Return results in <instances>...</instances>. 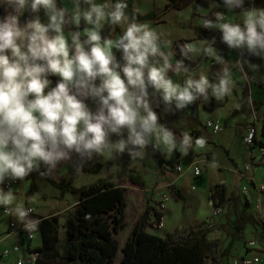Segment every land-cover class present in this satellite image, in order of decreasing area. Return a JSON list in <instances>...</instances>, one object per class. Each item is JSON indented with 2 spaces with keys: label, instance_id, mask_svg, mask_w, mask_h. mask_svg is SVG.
<instances>
[{
  "label": "clouds",
  "instance_id": "clouds-1",
  "mask_svg": "<svg viewBox=\"0 0 264 264\" xmlns=\"http://www.w3.org/2000/svg\"><path fill=\"white\" fill-rule=\"evenodd\" d=\"M3 3L11 11L0 17V185L6 180L24 181L33 172L50 177L62 162H70L79 173L95 157L121 155L125 150L134 160L150 144L173 151L175 137L158 122L154 110L157 95L165 111H171L173 102L182 109L199 95L207 100L209 89L217 99L231 90L229 68L221 69L218 83H210L206 76L188 78L183 60L173 66L170 55L161 50L159 34L147 23H137L126 15L125 0L114 4L73 0L70 17L56 0ZM223 5L231 11L243 9L242 22H225V14L214 11L203 26L218 29L220 42L229 49H246L248 55L264 59V9H244V0H223ZM209 7L219 5L209 0ZM28 9L37 15L21 24ZM41 9L47 23L41 22ZM81 20L88 25L83 32L71 30L73 25L79 29ZM121 24L127 26L119 37L111 38V33L102 37L106 25ZM202 43L206 45L204 56L214 55L217 64L225 63L214 40ZM191 48L181 45L179 54L186 58ZM113 49L122 52L120 60ZM239 63L257 69L249 61ZM170 71L185 73L182 87L173 83ZM50 76L60 78L55 87H51ZM89 100L94 109L86 103ZM112 134L117 137L114 142ZM189 142L185 133L180 146L185 153L184 145ZM195 143L203 148L206 141L201 137ZM15 199L11 188L7 192L0 188L5 214H15L26 230L35 231L39 221L24 219L30 209L8 207Z\"/></svg>",
  "mask_w": 264,
  "mask_h": 264
},
{
  "label": "crops",
  "instance_id": "crops-1",
  "mask_svg": "<svg viewBox=\"0 0 264 264\" xmlns=\"http://www.w3.org/2000/svg\"><path fill=\"white\" fill-rule=\"evenodd\" d=\"M100 2L104 3L105 0H100ZM125 2L132 4V9L136 14L142 16L151 13L156 14L154 19L136 21L137 23L149 21L154 26L171 24V26L185 29V34L174 38L172 42L168 43V46H165L166 42L160 37V44L161 50L167 51L170 55L173 66L176 65L179 56L178 44L186 42L192 45L191 59L187 66L188 78L198 80L201 76H206L210 83H218L223 76L221 69L229 68L231 70V90L221 99H217L212 94V90L209 89L207 100L203 95H199L195 101L186 104L182 109H177L175 102H173L171 111H165L166 106L160 101L159 97H156L154 110L158 115V122L173 133L177 147L173 151H169L165 147L167 151L172 152L173 157H167L161 150L162 146L161 148H155L167 162L164 165L160 163L150 149L145 148L146 151L143 150L145 157L149 159V166L157 169L162 184L160 187L149 188L147 181H143L140 176H136L143 186L132 182L142 189V194L135 196L133 204H131L127 189L124 188L127 191L128 198L125 223L128 220L127 213L132 211V225L135 223L136 226L142 215L149 209L152 224L148 232L151 234L164 238L183 227L197 224L210 231L209 240H219L221 242V251H226V257L224 258H228L229 264H233L235 259L245 255H257L264 258V221L261 219L262 211H264V154L260 151V147L264 146V59L248 55L246 49L243 51L229 49L227 45L220 42L222 33L218 29H206L200 21L201 17L212 19L213 12L220 11L225 14V22L241 23L243 9L227 10L223 4L213 0L211 2L219 5L216 9L209 7V0H191L182 8L169 7L170 2L168 0H125ZM111 3H116V0H111ZM250 7L264 9V0H244V9ZM27 11L25 10L24 14ZM163 15L167 17V20L162 18V21H158V18ZM126 26V24L115 25V28L122 34ZM241 26L243 27V24ZM217 32L220 34L212 38L214 33ZM206 40L215 41L214 47L225 59L223 65L216 63L214 55H203L202 49L206 45L202 42ZM119 53L117 51L114 54L117 56ZM242 61H249L251 64L256 65L257 69H251L247 64L240 65L239 62ZM216 73H220V76L214 75ZM168 76L174 84L181 87L185 83L186 75L182 71H170ZM92 103L91 100L87 103L90 108H94ZM193 110H197L205 118L200 119L195 126L184 130H181L178 125L172 126L167 119L162 118L163 113L170 112L172 113V120H176L175 115L179 121L181 119L179 114L192 115ZM189 120L181 122L184 121L181 119L180 124L189 122ZM208 120H220L223 131L217 134L211 129H205L204 123ZM250 127H255L257 140V143L251 147L244 143V138L248 135ZM125 133L127 132L125 131ZM185 133L188 134L190 140L188 145H184L187 153L180 149ZM201 137L206 141L203 148L195 143ZM149 146L153 147L151 144ZM94 159L95 162L100 161L104 167L102 156H97ZM248 164L252 165L250 170L245 169ZM194 165L201 167L202 173L200 176H195L192 170ZM176 166H181L185 172L183 174L178 173L175 171ZM171 172H174L176 176L171 175ZM100 173L96 175L100 176ZM45 179L47 180V178H41L38 173L33 172L26 178V189L21 190L20 194L16 190L14 196L22 195L26 199L31 195L39 196L42 190L39 187L40 185L37 184L38 181L44 187L53 186L50 182L49 185L48 180ZM100 179L105 178H99L96 182ZM187 179L191 180L190 184L187 183ZM33 183L37 185L34 194L31 192ZM216 185H224L226 189V203L223 205L222 214L219 216L212 215L218 202L215 195ZM242 187L248 188L249 195L247 197L241 194ZM0 188H2L1 185ZM53 188H55L52 189L54 198L60 201L68 200L66 195H62L61 190L54 186ZM165 193L170 195L171 200L162 215L165 222L163 234L158 235L154 232V230H159L155 225L157 221L156 202ZM75 201L76 203L72 204V200H69L60 211L73 209L77 204L76 198ZM146 203L149 206L151 205L152 208L146 206ZM8 205L10 208L14 207L12 203ZM3 207L5 206L0 205V264H17L20 256L13 254L9 258H5L3 252L5 249L12 248L15 244H21L23 248L27 246L26 235L14 232L24 223L20 220L15 222L14 214H4ZM52 214L59 215L56 210L52 209L47 210L44 215L36 214L35 218L28 219L39 221L37 228L33 231L34 239L30 242L31 248L39 249L43 246V236L39 229L40 223L43 217ZM236 219H239V228H244L245 244L239 239L236 232ZM25 221L27 220L25 219ZM63 229L64 238L61 239L59 235L62 241L66 238L64 226ZM252 241L258 244L257 248H249V243ZM240 245L244 251L238 254L236 250ZM234 252L237 254H233ZM223 259L220 264H222Z\"/></svg>",
  "mask_w": 264,
  "mask_h": 264
},
{
  "label": "trees",
  "instance_id": "trees-1",
  "mask_svg": "<svg viewBox=\"0 0 264 264\" xmlns=\"http://www.w3.org/2000/svg\"><path fill=\"white\" fill-rule=\"evenodd\" d=\"M168 1L170 2L169 7L182 8L191 0ZM213 1L223 4V0ZM126 3L128 5L125 10L126 15L134 18L135 21L156 17L154 13L143 16L136 14L132 9V4ZM8 13L3 0H0V17ZM219 34V32L214 33L212 38ZM116 57L120 60L122 52ZM147 148L162 165L167 164L158 150L151 146ZM102 167L103 164L97 160L93 166H84L81 171L98 174ZM43 170L42 166L41 171ZM47 180L61 190L63 196L67 193L74 195L77 204L65 221L66 238L63 241L59 238L60 215L52 214L42 218L39 229L43 236V246L35 249L39 254L36 264L112 263L119 252L115 236L125 227L128 206L127 191L106 179H100L95 184L83 187L73 186L66 179L57 180L53 176L47 177ZM132 182L143 186L137 177H132ZM36 188L37 185L33 183L32 194L36 192ZM215 195L218 198L216 205L223 207L226 203L225 186L216 185ZM161 218L162 214L157 213L156 219ZM236 222L238 237L245 244L244 228H239V219H236ZM151 224V213L148 209L139 219L132 237L122 249V264H208V259L212 264H220V261L226 257V251H221V242L209 240L210 231L201 225L183 227L163 238L148 232Z\"/></svg>",
  "mask_w": 264,
  "mask_h": 264
},
{
  "label": "rangeland",
  "instance_id": "rangeland-1",
  "mask_svg": "<svg viewBox=\"0 0 264 264\" xmlns=\"http://www.w3.org/2000/svg\"><path fill=\"white\" fill-rule=\"evenodd\" d=\"M57 2V6L58 7H63L66 8L68 10V14L69 17L72 14L73 11V0H56ZM95 3L97 4H101L100 0H94ZM108 3H111V0H108ZM4 4V3H3ZM4 6H6L7 10L10 12L11 9L7 7V5L4 4ZM201 10H203L202 8H200ZM34 15L37 14H33L31 13L30 9H28V11L26 12V14H24L21 17V24H23L25 21H27L28 19L32 18ZM38 15L41 18V22L42 23H47V17L44 14V10L41 9L40 12L38 13ZM163 20H167V17L160 16L158 18V21H162ZM205 19H209L208 17H201L200 21L203 24ZM147 23L153 30H155L158 34L159 37L163 38L165 42H172V40L174 38H177L179 36H182L185 34V29H181L179 27H175V26H171V24L169 25H159V26H154L151 22H141V24ZM88 25L85 24V22L83 20H81L79 29H76L75 26H71V30H79L81 32H83L84 28L87 27ZM126 27H124L125 30ZM123 30V31H124ZM111 33V38H116L119 37V35L121 34L120 31L118 32L115 28V25H106L105 28L102 30V37H109V34ZM86 39V37H85ZM166 53H168L165 50H162ZM117 50L113 49V53H116ZM54 78V81H52ZM49 79L52 81L51 87H55V84L59 81V77L58 76H50ZM89 101H86V103H88ZM94 109V108H93ZM172 113L170 112H166L163 113L162 118L163 119H167L168 122L173 126L178 125L180 126L181 130L187 129V128H191L192 126H195V124L197 122H199L200 119L205 118L204 115H201L197 110H193L192 115H186V114H179L181 119L184 121L181 122H185V120L190 119L189 122L180 124V120L178 121L177 117L174 115V117L176 118V120H172ZM125 138H127V133H124ZM111 139L113 140V142L117 139V137L115 136V134H112ZM162 152L167 156V157H173L172 152H169L166 150V148L164 146H162ZM144 151H146V149H143ZM142 150V156L138 157L134 160H132V157L129 155L128 150H125V152L121 155L118 154H113L111 157H109L108 155H103V163H104V167L103 170L99 175L96 174H91V173H84L82 171H80L79 173H76L72 166L71 163H64L62 162L61 164L58 165L55 173L53 174V177L57 180H61V178H65L67 181H69L73 186L76 187H83V186H87L90 185L94 182H96L99 178H105L107 180H110L112 182H114L115 184L121 185L123 188L127 189L128 191V195L131 198V204H133V200L135 198V196L138 194L140 196V194H142L141 192V187L137 186L135 184L132 183L131 177H136V176H140L141 179L144 181H147L149 183V188H154V187H160V185L162 184V182L160 181V176L157 173V169L155 168H151V166H149V159L147 157H145V154L143 153ZM73 159H75V156H73ZM95 163V159H93L92 161H89L85 164V166H92ZM171 175L176 176V174L174 172H171ZM151 178V179H150ZM46 180V179H45ZM47 181V180H46ZM187 183L190 184L191 180L187 179ZM37 184H39L42 193H40L39 196L36 195H31L29 196L27 199L24 198L22 195L16 196V199L14 201H11L10 203L13 204V208L11 207V209H15L17 207L22 206L25 209H33L34 213H29V216L26 217L25 219L28 220L29 218H35L36 214H46L47 210H56V213H58L60 215L61 221H60V237L61 239L64 238V229L63 226L65 224V221L68 217V215L70 213L73 212V209L69 210V211H60L62 210V208L68 203L69 200H72V204H75V196L67 193L65 194L66 197H68V200H64V201H60L59 199L54 198L53 196V192L52 189L53 186H51L48 182V184L50 185L48 188L44 187L41 182H37ZM27 187V182L26 179L24 181H21L19 183V185H16L12 188L13 190V194L16 192H18L20 194L21 190H25ZM4 192H7L8 190L3 189ZM157 204V202H156ZM4 206V205H3ZM9 206V205H8ZM146 206L152 208V206L148 203H146ZM10 207V206H9ZM15 216V222H18L20 219L14 214ZM127 217L128 220H126L125 223V227L122 230V232H120L119 234H117L115 236L117 244L119 246V252L116 256V258L114 259V261L110 264H122V257H123V252L122 249L124 247V245L126 244V242L132 237L133 235V231L135 228V223L134 225H132V211L127 213ZM14 222V223H15ZM154 232L158 235H162L163 234V230H154ZM244 249L243 247L240 245L239 248L236 250V252L241 253L243 252ZM236 252H234L233 254H237ZM261 257V256H260ZM208 264H212L211 260L208 259ZM222 264H229V260L228 258H224Z\"/></svg>",
  "mask_w": 264,
  "mask_h": 264
},
{
  "label": "built area",
  "instance_id": "built-area-1",
  "mask_svg": "<svg viewBox=\"0 0 264 264\" xmlns=\"http://www.w3.org/2000/svg\"><path fill=\"white\" fill-rule=\"evenodd\" d=\"M181 45H189L186 42H182L180 44H178V60H183L184 64L186 66H188L189 60L191 59V49L188 52L187 57H182L179 54V47ZM204 128L205 129H211L213 130L215 133L219 134L223 131V125L221 123L220 120H208L204 123ZM249 136H251V138L249 139ZM244 143L247 146H254L257 143L256 140V129L255 127H250L249 129V133L248 135L244 138ZM260 151L262 154H264V146L260 147ZM252 168L251 164L246 165L245 169L246 170H250ZM195 176H200L202 173L201 167L199 165H194V167L192 168ZM175 171H177L178 173L183 174L185 171L183 170V168L181 166H176L175 167ZM21 181L17 180V181H5V183L3 185H1V187L5 190H9L10 188L12 189L14 186L18 185ZM194 189V188H193ZM241 194L244 197H247L249 195V190L247 187H242L241 188ZM171 197L168 193L163 194L159 200L157 201L156 204V210L157 213L162 214L165 212V210L167 209L169 203H170ZM10 208V207H9ZM11 209V208H10ZM3 213L5 214V207H3ZM30 213H34L33 209H30ZM222 207L215 205L212 215L213 216H219L222 214ZM11 215V214H8ZM261 219L264 221V211H262L261 214ZM156 228L159 230H163L165 228V222L164 220L161 218L160 220H157L155 222ZM16 228V227H13ZM16 233H24L26 235V241H27V246L25 248H23V245L21 244H15L12 248L10 249H5L3 252V257L5 258H9L11 257L13 254H17L19 257V259L17 260V264H36L38 261V257L39 254L35 251V249L31 248L30 246V242L34 239V233L33 231L30 232L28 230L25 229L24 225L18 227V229H15ZM258 244L254 241L249 243V248L253 249V248H257ZM233 264H264V258L257 256V255H245L243 257L237 258L233 261Z\"/></svg>",
  "mask_w": 264,
  "mask_h": 264
}]
</instances>
